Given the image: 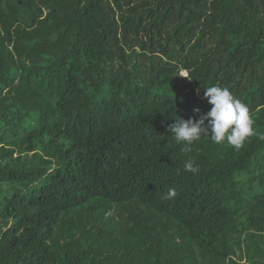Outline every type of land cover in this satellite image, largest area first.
Returning <instances> with one entry per match:
<instances>
[{
	"label": "trees",
	"instance_id": "1",
	"mask_svg": "<svg viewBox=\"0 0 264 264\" xmlns=\"http://www.w3.org/2000/svg\"><path fill=\"white\" fill-rule=\"evenodd\" d=\"M211 86L255 135L182 153ZM0 264H264V0H0Z\"/></svg>",
	"mask_w": 264,
	"mask_h": 264
},
{
	"label": "clouds",
	"instance_id": "2",
	"mask_svg": "<svg viewBox=\"0 0 264 264\" xmlns=\"http://www.w3.org/2000/svg\"><path fill=\"white\" fill-rule=\"evenodd\" d=\"M183 76L188 77L186 74ZM204 96L212 107L198 121L177 118L175 123L169 125V132L181 145L180 151L190 153L194 143L202 137H208L215 144L226 143L237 150L243 147L246 140L255 135V121L248 106L236 99L227 87H206ZM184 170L194 174L199 171L192 159L185 161ZM176 195V189L169 188L162 198L172 200Z\"/></svg>",
	"mask_w": 264,
	"mask_h": 264
}]
</instances>
